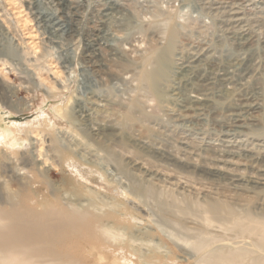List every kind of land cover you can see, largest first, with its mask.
<instances>
[{"label":"bare ground","instance_id":"obj_1","mask_svg":"<svg viewBox=\"0 0 264 264\" xmlns=\"http://www.w3.org/2000/svg\"><path fill=\"white\" fill-rule=\"evenodd\" d=\"M182 1L187 8L198 0ZM249 1L230 0L223 2L224 6L212 7L218 39L187 54H175L171 41L185 26L176 23L168 12L156 9L143 16L130 4L124 6L117 0H97L94 5L87 0H77L75 5L70 0H34L37 23L48 35L47 41H67L81 48L75 63L80 66L77 88L54 113L48 110L30 122L0 125V146L22 149L20 169L30 178L42 176L39 170L50 160L52 166L68 171L81 183L101 187L103 175L85 160L84 148L95 145L94 154H90L111 162L109 145L113 144L132 148L137 156L130 163L144 169L148 177L161 176L143 167L146 157L156 156L221 178L235 193H261L259 211L211 204L186 209L193 210L192 218L209 231L220 233L217 236L206 231L195 239L203 263L264 264V72L260 70L264 39H258L253 23L244 17ZM0 22V60L4 62L3 57H10L2 50L6 44L1 41L7 33ZM145 22L148 27H144ZM146 31L151 34L149 41ZM20 53L12 57L15 65H20ZM45 55L42 52L35 61ZM64 57L61 63L67 69L73 58L68 52ZM68 85L65 80L62 88ZM62 95L63 91H58L50 97ZM8 101L0 92L2 105ZM163 109L170 114L166 122L169 128L151 134L146 123ZM207 121L221 127L223 138L218 143L196 141L198 138L182 133L176 145L169 135L174 128L188 131ZM63 125L71 129L61 130ZM54 128L61 134H55ZM36 139L44 143V154L34 153ZM248 139L261 149L246 145ZM44 183L51 187L48 179ZM26 187L21 185L20 191L13 192L0 184V264H78L71 254L81 241L92 238L96 243L101 236L113 234L112 223L90 222L93 207L84 202L53 193L52 200L32 203ZM142 229L137 225L133 232L138 235ZM229 232L233 237L222 236ZM133 234L130 244L141 247L143 241Z\"/></svg>","mask_w":264,"mask_h":264},{"label":"rangeland","instance_id":"obj_2","mask_svg":"<svg viewBox=\"0 0 264 264\" xmlns=\"http://www.w3.org/2000/svg\"><path fill=\"white\" fill-rule=\"evenodd\" d=\"M87 1L89 5H94L97 0ZM117 1L124 6L130 4L129 7H133L143 16H150L152 11L157 10L162 11L163 14L170 13L176 23L185 26V29L180 30L179 35L171 41L172 50L175 54L179 52L187 54L199 49L200 46L211 45L218 39V25L215 24L216 19L213 17L215 11L211 8L224 6L223 2L230 0H206L207 4H202L198 0L196 3L192 2L187 8L183 7L182 0ZM76 3L77 0H70L71 5ZM33 6H35L34 0H0V20L5 25L7 33V37L1 41L6 44L2 50L8 51L10 57H3L4 60L6 59L4 62L0 60V92H4L9 100L6 105L0 102V125L2 127L6 124L30 122L36 116L40 117L43 113H47L48 110L54 113L55 107L68 102L69 95L77 88L80 66L75 63L79 61L80 46H73L67 41L52 43L53 45L48 42V35L37 23ZM245 6L244 17L248 18L247 20L250 19L248 22L253 23L251 26L254 25L252 29L259 34L258 39H264V0H250L245 3ZM144 27H148L146 22ZM145 34L146 41H149L150 31H146ZM257 45L262 46V43L258 41ZM42 52L46 54L45 57L35 61V58ZM65 52L73 58L70 64H66L70 65L67 69L63 68L61 63L65 58ZM18 53L22 58L19 61L20 65H15V61L11 60ZM260 65L262 73L264 72L263 55L260 56ZM65 80L69 81V88H62ZM58 91H63L61 97L56 99L50 97ZM159 112L156 118L146 123L151 134L158 135L169 128L166 122L170 114L165 109ZM191 127L193 129L188 131L182 127L174 128L169 133L176 141V145L182 133L191 136L192 139L195 138L194 140L198 138L196 141L200 140V142L210 140L218 143L219 139L223 138L220 135L219 124L207 121L198 122ZM55 128L53 132L61 134L60 131L57 133ZM60 129L68 131L71 128L63 125ZM36 138L39 140V137ZM38 140L36 139L37 142L34 144V153L44 154L46 147ZM248 140L245 142L246 145L260 147L255 144L256 141ZM109 146L111 147L110 159L115 162H108L101 157L102 155H91L95 152V145L92 144L85 146L83 153L85 160L91 161L94 168L101 171L104 179L101 187L94 183H81L68 171H61L52 166L50 160H47L39 170L42 176L36 174V178H30L24 170L20 169L22 149L0 146V184L4 185L7 190L18 192L22 189L21 185H25L29 191L30 202L37 204L44 200L54 199L53 193L69 200L82 201L93 207L88 219L94 225L98 221L113 224L112 236H101L100 241L96 243L89 238L81 241L74 248L71 257L75 258L78 264H205L199 260L202 250H196L195 239L209 229L200 221L193 219L191 213L194 211L187 210V207L194 205V207L201 208L202 205L211 204L219 208L233 205L234 207L246 206L254 211L260 210L257 203L258 198L262 196L261 193L257 196L247 191L235 193L221 178L204 173L197 168L173 164L156 156L146 157L143 167L158 171L161 176L148 177L144 169L130 163L137 156L132 148L113 144ZM39 158L40 161L44 160L42 155ZM46 179L50 181L51 187L44 183ZM5 188L1 191H5ZM137 225L143 228L140 233H137L138 235L133 232ZM209 232L217 236L220 234L215 231ZM114 233L118 234V238ZM132 234L143 241L144 244L141 247L130 244ZM211 236L208 235V238ZM222 236L231 238L233 234L229 232Z\"/></svg>","mask_w":264,"mask_h":264}]
</instances>
